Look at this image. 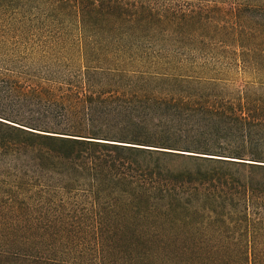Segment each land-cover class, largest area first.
Segmentation results:
<instances>
[{"label": "trees", "instance_id": "trees-1", "mask_svg": "<svg viewBox=\"0 0 264 264\" xmlns=\"http://www.w3.org/2000/svg\"><path fill=\"white\" fill-rule=\"evenodd\" d=\"M229 10L0 0L4 42L84 67L10 82L0 264H196L235 248L241 264H264V81L230 91L225 79L189 74L210 71L198 59L220 49L264 73V6Z\"/></svg>", "mask_w": 264, "mask_h": 264}, {"label": "rangeland", "instance_id": "rangeland-1", "mask_svg": "<svg viewBox=\"0 0 264 264\" xmlns=\"http://www.w3.org/2000/svg\"><path fill=\"white\" fill-rule=\"evenodd\" d=\"M199 0H195L197 3ZM204 3L214 5L216 9L223 10V13H231V3L237 2L241 7L245 5H253L256 7L264 6V0H202ZM221 53H217V57L209 56L205 61L204 58H199V63H204L202 66H208L210 71L202 70L200 68L195 72H189L191 75H215L218 79H225V82L230 85V91H236L237 86L241 83H248L251 85H261L257 81H264V73L256 72L254 69H243L238 63H233V57L230 52L225 53L220 49ZM216 55V54H215ZM84 71L81 60H76L69 67L58 68L50 63L48 59L40 53L32 55L27 49L20 46L18 43L8 44L3 41L2 33L0 32V111H7L6 104L9 101L8 91L11 87V81L26 86L34 85L38 81L44 82V79L51 78L52 75H83ZM134 75V74H131ZM262 75V76H256ZM44 80V81H43ZM236 87V88H233ZM264 88V87H263ZM260 92L262 89H258ZM231 93V92H230ZM8 97V98H7ZM232 239H240L241 237H231ZM245 238V237H244ZM210 241H214L215 237H208ZM219 254V255H218ZM196 257V264H200L203 259L214 260L218 257H227L231 264L243 263L245 257V249L235 248L228 255L210 251ZM193 264V263H192Z\"/></svg>", "mask_w": 264, "mask_h": 264}]
</instances>
